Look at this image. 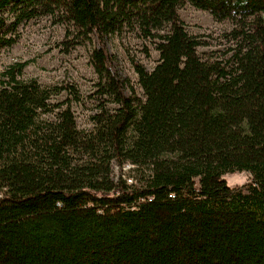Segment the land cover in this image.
Listing matches in <instances>:
<instances>
[{
	"label": "trees",
	"instance_id": "16d2710c",
	"mask_svg": "<svg viewBox=\"0 0 264 264\" xmlns=\"http://www.w3.org/2000/svg\"><path fill=\"white\" fill-rule=\"evenodd\" d=\"M186 2L233 23L226 64L200 55ZM41 16L102 40L129 28L160 57L135 64L142 98L93 50L117 107L89 130L53 102L74 86L25 78L30 61L0 72V264H264V0H0V52Z\"/></svg>",
	"mask_w": 264,
	"mask_h": 264
},
{
	"label": "rangeland",
	"instance_id": "374dc122",
	"mask_svg": "<svg viewBox=\"0 0 264 264\" xmlns=\"http://www.w3.org/2000/svg\"><path fill=\"white\" fill-rule=\"evenodd\" d=\"M178 12L186 29L203 41L204 44L198 49L203 58L217 59L224 64L230 61L236 47L229 36L234 27L232 22L216 21L209 11L189 2ZM16 36L17 42L0 52V72L13 62L30 61L25 68V78L37 77L45 86H74L78 91L77 98L65 90L55 96L53 102H69L81 130L93 127L92 116L99 111L100 106L106 105L110 110L117 107L98 93V76L91 55L102 41L110 55L112 72L128 79L130 87L142 98L144 92L138 82L135 64H142L152 70L160 57L155 41L145 39L129 28L102 40L96 33L88 36L82 34L74 25L60 22L56 16L25 20L17 28ZM130 87L125 90L127 94L131 93ZM45 118L54 119V116L46 115ZM130 167L127 165L124 171L127 172ZM113 174L115 178L119 176L118 165H114ZM225 179L232 187L241 186L250 182L252 175L246 171L228 173Z\"/></svg>",
	"mask_w": 264,
	"mask_h": 264
},
{
	"label": "built area",
	"instance_id": "2783aa9c",
	"mask_svg": "<svg viewBox=\"0 0 264 264\" xmlns=\"http://www.w3.org/2000/svg\"><path fill=\"white\" fill-rule=\"evenodd\" d=\"M128 167H130V165H128Z\"/></svg>",
	"mask_w": 264,
	"mask_h": 264
}]
</instances>
